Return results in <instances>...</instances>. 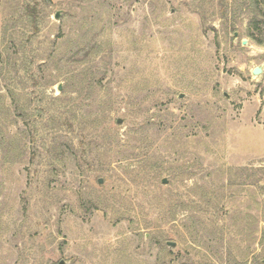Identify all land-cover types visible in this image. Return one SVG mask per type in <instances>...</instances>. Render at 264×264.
<instances>
[{"label": "rangeland", "instance_id": "1", "mask_svg": "<svg viewBox=\"0 0 264 264\" xmlns=\"http://www.w3.org/2000/svg\"><path fill=\"white\" fill-rule=\"evenodd\" d=\"M60 263L264 264V0H0V264Z\"/></svg>", "mask_w": 264, "mask_h": 264}, {"label": "water", "instance_id": "2", "mask_svg": "<svg viewBox=\"0 0 264 264\" xmlns=\"http://www.w3.org/2000/svg\"><path fill=\"white\" fill-rule=\"evenodd\" d=\"M55 17H58V13H56ZM261 72H262V68L260 66H256V67H254L252 69V74H254V75L260 74ZM99 182H101V181H99ZM163 182L165 183L166 180L163 179ZM167 244L170 245V246H174L175 245V243L171 242V241H168ZM60 264H62V263H60Z\"/></svg>", "mask_w": 264, "mask_h": 264}]
</instances>
